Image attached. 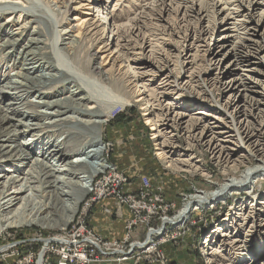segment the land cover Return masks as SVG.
<instances>
[{
	"label": "bare ground",
	"instance_id": "bare-ground-1",
	"mask_svg": "<svg viewBox=\"0 0 264 264\" xmlns=\"http://www.w3.org/2000/svg\"><path fill=\"white\" fill-rule=\"evenodd\" d=\"M46 2L59 4V0H0V101L6 104L0 105V236L11 228L50 226L51 220L59 221L63 215L68 226L73 223L84 201L81 195L90 192L87 156L94 163H105L103 126L116 107L133 103L147 104L142 109L145 123L152 127L157 155L169 167L202 173L196 149L206 150L228 175L250 164L248 171L214 190L194 194L190 204L192 200L213 205L225 200L228 192L233 196L256 190L257 180L264 179V66L253 60L264 62V0H162L169 18L165 29L176 32L177 39L176 49L166 39L164 44L171 47L160 55L152 24L141 20V12L131 18L140 5H128L126 0H62L65 13L74 15L63 27L61 11L51 14ZM132 6L136 10H130ZM100 9L105 12L96 16ZM53 15L63 29L56 30L51 42L44 27ZM87 22L99 44L89 59L99 61L94 79L71 59ZM216 30L224 34L214 39ZM160 60L171 62L173 69L162 74ZM103 80L108 83L102 84ZM122 83L126 91H121ZM55 86L63 90L56 93ZM185 92L202 102L195 115L184 111L190 108ZM32 95L39 101H30ZM53 96L61 98L48 101ZM206 103L219 108L211 119L215 111ZM178 134L187 152L181 151ZM59 135L65 138L53 142ZM77 136L83 140L75 141ZM240 145L248 153H239ZM256 194L252 205L236 206L213 231L206 242L209 264H264V256L258 255L264 246L249 261L238 258L252 243L264 242V194ZM190 204L179 220L188 215ZM159 234L160 230L134 248L153 249ZM60 237L68 234L46 239L44 245L49 247ZM10 249L1 246L0 254ZM39 264H45V248Z\"/></svg>",
	"mask_w": 264,
	"mask_h": 264
},
{
	"label": "rangeland",
	"instance_id": "rangeland-1",
	"mask_svg": "<svg viewBox=\"0 0 264 264\" xmlns=\"http://www.w3.org/2000/svg\"><path fill=\"white\" fill-rule=\"evenodd\" d=\"M61 3L62 0H59V4L47 2L44 4H47L49 6V12H51V14H55L61 11L59 16L60 23H63L61 26L66 27V25L70 23L74 15L72 13H65V10L62 7L63 5ZM126 3L128 5H132L135 3L136 5L141 6V9H137L138 11H136L131 16V18L135 17L136 14L141 12L143 13V18L141 20L146 21V24H152L151 33L153 34L154 38L156 37L159 43L158 55H160L161 52H164L165 50H168V48L171 47L170 44H164V41L166 39L170 38L172 45H174V48L176 47V32L172 33L170 32L171 30L169 31V29H165V20H169V18L168 15L164 14V11L162 10V0H126ZM113 6L114 4L109 5V7L112 8ZM133 6L130 8V10H136ZM104 9H100V11L97 12L96 16L102 15V13L105 12ZM116 12H121L120 6L118 11ZM7 16H4V18H7ZM160 16H162V18ZM57 21L58 20L53 15V17L51 16L48 22H46V26L44 27L51 39V42H53V40L55 39L54 36H56V30L61 31L63 29L61 27L58 28ZM33 27H36V25H33L32 28ZM85 27L86 28L83 30L82 34V42H80V44L76 48L75 53L74 55H72L71 59L88 75V77H90L89 79H94V76L96 75H94L93 73V68H95V65L99 61L92 59L89 61V59L91 58V55L93 54L94 50L97 49L99 44L96 43L97 39L92 33V24L90 22H87L85 24ZM223 34V31L218 32V30H216L214 33V39L220 38ZM179 63L180 68H182L183 66L181 61ZM253 63L258 65V67L264 66V62L261 60H253ZM8 64L10 63L8 62ZM4 65H6V62L3 63V66ZM160 66L163 69L162 74L167 71L169 72V70L171 71V69H173V65L171 64V62L165 64L164 61L160 60ZM147 69L148 68H146V70ZM156 80L155 84L157 85L158 82ZM107 83V81L102 82V84ZM111 84H113V81H111ZM58 86L53 87L56 91L52 89L56 93L63 90V87L61 88ZM89 87L91 86L89 85ZM115 88L119 89V86L115 85ZM120 89L121 91H126L124 83L120 85ZM6 95V98H8L9 93H6ZM184 96V101L188 102L187 107H190L184 111L187 115H195L199 111V106H201L200 103L202 102H200L196 95H193L190 92H185ZM59 98L61 97L53 96L51 97V99H48V101H54ZM29 100L33 102L39 101V99L34 95L30 96ZM213 101H215V99H213ZM206 104L210 107L211 110L215 111L213 112L212 117H209L211 119L213 118V116L217 115L216 110L218 111L219 108L216 104ZM0 105L6 106L5 101H0ZM146 106L147 104L142 102L133 103L130 107L127 108L116 107L114 109L116 111H112V119L109 120V122L103 126L100 139L102 138L101 147L103 148L104 142H109L113 145V149L111 148L110 161H112V154L116 151V148L119 147L117 146L118 141L115 136L121 131L126 133L122 136L124 139L123 141H121L122 144L129 143L132 145L133 143V145L136 147V153H139L138 155L144 154V156L147 158V160L141 165V167L144 169H148V172L150 170V173L152 175L151 177L155 180L153 190L162 194L163 198L165 199L163 204V208H165V210L156 211L155 221L152 222V229L160 230V236L154 237L156 238L155 247L153 249L151 248L148 251L141 252L140 250H137V247L134 248V245H132L133 248L130 247L129 249H127V258L131 259L128 262L119 263L117 262V260L113 259L105 260L102 263L91 264H209V261L207 260L208 248L206 247V242H208L210 236H212L213 231L217 229V226L221 223V221H223L226 218L227 214H229L230 211L235 209L236 206L242 203L248 207L252 205V203H254V197L256 193V196L264 194V179H258V185L256 187V190L254 192L249 191V194L241 195L239 194V192H237L235 195L231 196L230 192H228L229 195H227L226 199L221 200L220 203L217 204L211 205L210 203L204 202L203 204L198 205V203H195L192 200L190 204V199L192 198V196H194V194H197V192L199 191L214 190L215 188H217L216 185L223 183L227 179H233L248 171L250 169V164L246 162L244 163V165L239 166L235 172H231L228 175V172L224 173L223 170L217 166L215 161L209 157V154L206 152V150L196 149L194 155H196V161H198L199 165L202 167V173L183 172L176 168L169 167L167 165V160H162L157 155V148L155 146V142H153L151 139V135L153 133L152 127L148 126L145 123L143 117L144 112L142 109H144ZM41 110L44 111V113L49 112V110L46 109ZM130 132H139V134L141 135V140L134 139L132 141V139L129 137V134H131ZM64 138L65 136L59 135L56 137V139L53 138L54 141H52H61ZM177 138L178 140L180 138L181 141V151H183V153L187 152V149L185 148V143L182 142L183 137L178 134ZM74 139L75 141L83 140L80 136H77ZM45 140L48 141V139L46 138L44 139V141ZM221 140L224 141L225 139L222 138ZM238 149L239 153H241V151L248 153L247 148L243 145H240ZM176 151H178V149H176ZM102 158L103 161L105 159V156ZM103 162H105V160ZM86 184L89 186L88 180ZM86 195V191L84 190V193L81 195L82 200L83 198H85ZM167 195H170V197L172 198L167 199ZM256 202L257 201L255 200V204ZM189 204L191 209L188 215L184 218L183 221L179 220L178 217L180 215V212L184 211L185 207ZM258 204H260V201L258 202ZM79 209V214L80 212L88 211V200H84L83 203L80 205ZM91 215L92 214L89 215V219L91 218ZM60 217L61 215H58V220ZM112 220L115 221L116 219L114 218ZM163 220L173 221L175 224H162V222H164ZM64 221L65 216L63 215L59 221L54 222V220H51L49 223L50 226L47 224L44 226L31 225L20 228H11L8 229L9 231H5V233L0 236V247L11 246V249L6 251L4 253L5 255L3 253L0 254V264H39L41 261V254L45 247L44 240L63 236L64 232L68 234V228L71 224L68 226L69 223L67 224ZM112 226H114L118 231H122V229L124 228V223L115 221L114 223H112ZM142 227L144 229L138 228L139 232H132L128 244H131L135 241H143L145 239L148 230L144 227V225H142ZM125 235L126 230L124 228V234L122 237L124 238ZM158 245L159 247L156 253L151 254L149 258H141L140 260L136 259L138 256L148 255L149 253H151V251H154V249H156ZM263 246L264 242L262 241L259 244H255L254 246L252 243L250 246H248L249 249H243L245 251H242L239 254L237 253L238 258H245L247 259V261H249L252 256V253L256 252V250H259V248H262ZM216 249L219 253L222 252V249L218 247V245H216ZM258 255L260 257H263L264 253H260L258 251ZM52 263L56 262H50V264Z\"/></svg>",
	"mask_w": 264,
	"mask_h": 264
},
{
	"label": "built area",
	"instance_id": "built-area-1",
	"mask_svg": "<svg viewBox=\"0 0 264 264\" xmlns=\"http://www.w3.org/2000/svg\"><path fill=\"white\" fill-rule=\"evenodd\" d=\"M111 148L113 149L111 143L104 142L105 163H94L91 156H87L90 192L84 200H88V211L80 212L78 218L71 223L68 237L58 238V241L50 243L49 247L45 245V264L80 261L102 263L113 259L125 263L131 260L127 258V249L132 245L145 243L148 236L158 231L152 230V222L155 221L156 211L165 210V199L162 194L153 190V185L146 176L140 177L138 188L128 190L132 180L110 161ZM106 201H112L114 205V209L104 207L106 215L122 218L124 211L129 214L125 224L126 235L120 240L105 239L90 227L89 215ZM142 225L148 230L145 239L128 244L132 232H139L138 228H143ZM158 247L159 245L148 255L138 256L136 259L149 258L151 254L156 253Z\"/></svg>",
	"mask_w": 264,
	"mask_h": 264
},
{
	"label": "crops",
	"instance_id": "crops-1",
	"mask_svg": "<svg viewBox=\"0 0 264 264\" xmlns=\"http://www.w3.org/2000/svg\"><path fill=\"white\" fill-rule=\"evenodd\" d=\"M129 134V137L132 139V141L135 140H141V135L139 132H135ZM126 134L123 131L119 132L115 138L117 139V146L116 151L112 154L111 160L113 163H115L120 170H122L128 177L131 178L132 183L129 184L127 187L128 190H135L140 186L139 179L142 176H146L150 179L152 185H155V180L152 178L150 170L144 169L141 167L143 163L147 160V158L144 156V154L138 155L139 153H136V147L129 143L122 144L121 141H123V135ZM127 134V135H128ZM120 140V141H119ZM123 145V146H121ZM129 146V147H127ZM127 147V148H126ZM124 148V149H119ZM140 163V164H139ZM138 169V170H137ZM167 199H171L170 195L166 196ZM104 207H109L111 209H114V205L112 201H106L102 205L96 207L91 215V218L89 219L90 227L95 231L102 235L103 238L109 239V240H120L123 237L124 234V228L127 220L129 219V214L124 211L122 213V218H117L113 216L106 215L103 211ZM116 219L115 221L123 222L124 228L122 231H118L114 226H112V223L115 221L112 219Z\"/></svg>",
	"mask_w": 264,
	"mask_h": 264
}]
</instances>
